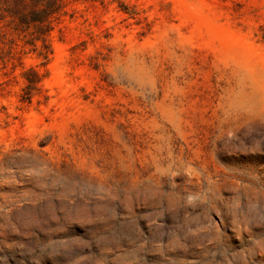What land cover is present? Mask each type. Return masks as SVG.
Returning a JSON list of instances; mask_svg holds the SVG:
<instances>
[{
	"label": "rangeland",
	"instance_id": "374dc122",
	"mask_svg": "<svg viewBox=\"0 0 264 264\" xmlns=\"http://www.w3.org/2000/svg\"><path fill=\"white\" fill-rule=\"evenodd\" d=\"M0 264H264V0H0Z\"/></svg>",
	"mask_w": 264,
	"mask_h": 264
}]
</instances>
